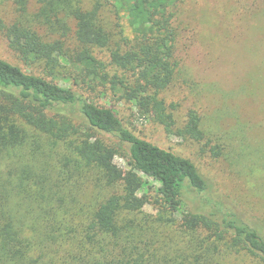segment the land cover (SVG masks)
Segmentation results:
<instances>
[{
	"label": "trees",
	"instance_id": "trees-1",
	"mask_svg": "<svg viewBox=\"0 0 264 264\" xmlns=\"http://www.w3.org/2000/svg\"><path fill=\"white\" fill-rule=\"evenodd\" d=\"M178 1L37 0L28 14L17 0L0 27L36 72L0 58V264H264V234L213 198L190 160L74 89L130 103L173 134L160 95L178 69ZM120 14L129 38L112 23ZM176 135L202 140L200 120L190 115ZM134 172L156 183L160 215L144 211ZM193 202L202 209L184 211Z\"/></svg>",
	"mask_w": 264,
	"mask_h": 264
},
{
	"label": "rangeland",
	"instance_id": "rangeland-1",
	"mask_svg": "<svg viewBox=\"0 0 264 264\" xmlns=\"http://www.w3.org/2000/svg\"><path fill=\"white\" fill-rule=\"evenodd\" d=\"M16 2L0 0V26L15 20ZM25 2L28 14L37 10V0ZM171 11L178 69L160 96L172 115L173 134L130 103L74 89L98 106L107 104L137 137L190 160L206 180L209 194L264 234V0H179ZM111 20L117 34L130 37L122 14ZM101 57L106 60L107 53ZM0 58L25 72H36L9 49L2 27ZM190 115L200 120V141L176 135ZM114 164L125 176L131 175L126 160L115 157ZM134 173L135 194L144 211L160 215L154 205L156 183ZM195 209L202 206L193 202L184 211ZM163 216L177 222L182 218ZM230 259L229 264H248Z\"/></svg>",
	"mask_w": 264,
	"mask_h": 264
}]
</instances>
